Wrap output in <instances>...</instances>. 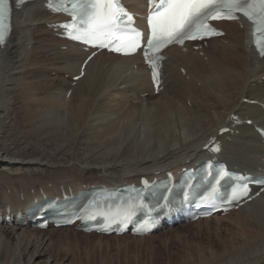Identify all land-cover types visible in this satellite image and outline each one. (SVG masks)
Masks as SVG:
<instances>
[{
	"label": "bare ground",
	"instance_id": "bare-ground-1",
	"mask_svg": "<svg viewBox=\"0 0 264 264\" xmlns=\"http://www.w3.org/2000/svg\"><path fill=\"white\" fill-rule=\"evenodd\" d=\"M144 1L126 0L135 11ZM57 21L39 7L25 6L15 13L7 44L0 45V214L13 220V225L0 224V264H83L69 253L57 256L56 248L64 247V239L74 245L69 235L76 243L96 239L103 245L110 239L73 228L39 231L18 225L30 218L31 198H40L41 191L57 196L61 186L78 192L92 185L129 184L145 174L201 162L208 158L202 147L221 128L231 127L232 116L243 125L220 137L218 158L239 171L264 169V145L247 125L252 120L264 127V57L250 48L246 28L227 25V44L212 41L204 50L207 62L170 50L165 88L154 96L139 57L100 54L72 87L85 54L61 51L69 45L46 27ZM223 223L231 227L221 229L227 235L217 240L220 248L198 243V252L187 254L184 263L167 264H264V193L225 218L194 226L214 235ZM56 233L66 236L58 239ZM111 238L142 243L156 237Z\"/></svg>",
	"mask_w": 264,
	"mask_h": 264
},
{
	"label": "snow or ice",
	"instance_id": "snow-or-ice-1",
	"mask_svg": "<svg viewBox=\"0 0 264 264\" xmlns=\"http://www.w3.org/2000/svg\"><path fill=\"white\" fill-rule=\"evenodd\" d=\"M150 4L156 9L149 17L151 39L145 52L150 63L152 51L172 42L183 43L185 39L217 34L207 21L235 19L236 13H242L253 23L255 43L264 56V0H150ZM60 9L69 15L79 16L85 25L83 32L74 39L124 54L140 46L142 33L131 27L132 17L119 0H59L57 10ZM8 17L7 0H0V44L5 42V34L10 28ZM241 191L247 192L246 184ZM238 195L234 193L233 199Z\"/></svg>",
	"mask_w": 264,
	"mask_h": 264
},
{
	"label": "rangeland",
	"instance_id": "rangeland-1",
	"mask_svg": "<svg viewBox=\"0 0 264 264\" xmlns=\"http://www.w3.org/2000/svg\"><path fill=\"white\" fill-rule=\"evenodd\" d=\"M19 97L21 101L22 95L20 96L18 94V99ZM29 146L32 147V144ZM30 156L34 155L30 154L27 158ZM35 156H37V152H35ZM212 225L214 228H218L219 226H216L214 222ZM225 225H227V223H223V226L218 230H213L214 235H212V232L206 229L200 230V228L196 226H187L178 228L175 232L172 231L168 234L159 235L150 241L143 240L142 243H137V241L132 242L129 240H126L125 242H118L112 238H109L110 240H104V242H102L103 245H101L96 239H91L89 241L84 240L80 243H76V238L73 235H69V241H73L75 244L73 245L71 243H67L66 239H64V247H57L58 249L56 248L55 251L57 252V256L58 254H72V257H76V260L83 264H167L168 262L181 263L182 261V263H184V260H188L186 259L187 254H195L198 252L197 250L200 248L198 243H207L206 246L210 249H213L214 245L220 248L221 244L217 242V240L227 235V232H222V234H220L222 231L221 229H230L231 227H225ZM215 232L219 234L217 237L215 236L217 235ZM54 236L55 238L59 239L60 237H65L66 235L61 236L60 233H56ZM106 242L108 245H106ZM233 259L234 258L229 257L228 260ZM218 260L219 258L214 263H216ZM218 263L222 264L223 262Z\"/></svg>",
	"mask_w": 264,
	"mask_h": 264
}]
</instances>
